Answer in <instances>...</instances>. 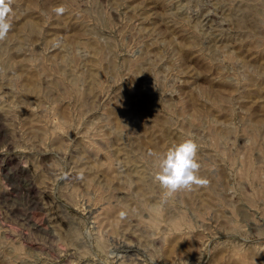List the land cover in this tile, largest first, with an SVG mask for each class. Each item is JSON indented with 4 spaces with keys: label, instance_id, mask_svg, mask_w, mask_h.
<instances>
[{
    "label": "rangeland",
    "instance_id": "rangeland-1",
    "mask_svg": "<svg viewBox=\"0 0 264 264\" xmlns=\"http://www.w3.org/2000/svg\"><path fill=\"white\" fill-rule=\"evenodd\" d=\"M12 8L0 264H264V0ZM190 134L208 184L162 204L148 153Z\"/></svg>",
    "mask_w": 264,
    "mask_h": 264
},
{
    "label": "clouds",
    "instance_id": "clouds-1",
    "mask_svg": "<svg viewBox=\"0 0 264 264\" xmlns=\"http://www.w3.org/2000/svg\"><path fill=\"white\" fill-rule=\"evenodd\" d=\"M14 0H0V41L4 40L12 27L11 16ZM58 15L66 9L63 5L54 10ZM200 145L194 135H188L177 143L171 144L164 152L149 151L154 157V181L162 189L161 203H167L177 193L191 191L194 187L206 186L208 180L200 174L199 162ZM127 215L121 211V218Z\"/></svg>",
    "mask_w": 264,
    "mask_h": 264
}]
</instances>
